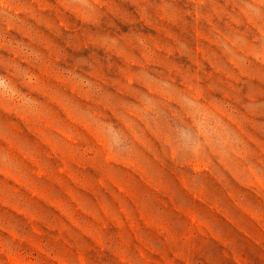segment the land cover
Returning a JSON list of instances; mask_svg holds the SVG:
<instances>
[{
  "label": "rangeland",
  "instance_id": "1",
  "mask_svg": "<svg viewBox=\"0 0 264 264\" xmlns=\"http://www.w3.org/2000/svg\"><path fill=\"white\" fill-rule=\"evenodd\" d=\"M0 264H264V0H0Z\"/></svg>",
  "mask_w": 264,
  "mask_h": 264
}]
</instances>
